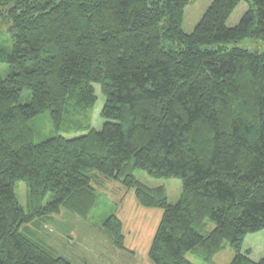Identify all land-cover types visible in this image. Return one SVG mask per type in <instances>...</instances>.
I'll return each mask as SVG.
<instances>
[{"label": "trees", "instance_id": "obj_1", "mask_svg": "<svg viewBox=\"0 0 264 264\" xmlns=\"http://www.w3.org/2000/svg\"><path fill=\"white\" fill-rule=\"evenodd\" d=\"M190 3L0 0L11 39L0 38V264H72L24 229L62 210L93 220L100 177L163 211L152 264H192L188 255L209 263L226 244L231 264H264L243 250L264 231V52L226 49L264 41V0H215L191 34L183 28ZM241 4L247 11L230 27ZM96 85L105 97L101 131L89 116ZM44 116L55 136L37 143ZM73 133L84 135L65 136ZM136 171L180 180L179 201L170 204L164 187L144 185ZM101 222L127 251L121 221Z\"/></svg>", "mask_w": 264, "mask_h": 264}, {"label": "rangeland", "instance_id": "obj_2", "mask_svg": "<svg viewBox=\"0 0 264 264\" xmlns=\"http://www.w3.org/2000/svg\"><path fill=\"white\" fill-rule=\"evenodd\" d=\"M214 1L191 0L183 25L186 33H193ZM246 11V4H241L228 25L230 27L237 25ZM2 12L3 10H0V14ZM6 33V23L0 18V38L3 39L4 46L8 45L9 37L7 38ZM1 34L4 36L1 37ZM9 41L11 43L10 38ZM235 47L263 53L264 41L246 39L226 49ZM6 69V66H0L1 73L4 74ZM95 88L98 101L89 116L92 118V128L101 131L105 124L101 117L105 97L101 93L100 86L96 85ZM37 129L39 131L35 138L37 143L55 136L51 134L52 126L48 116H44L41 121L39 119ZM77 135L84 134L73 133L65 136L74 138ZM135 177L150 188L164 187L168 201L172 205H175L181 197L183 186L180 180L154 179L144 171H136ZM93 187L100 196V206L93 215L94 221L91 218L87 221L83 220L67 210H62L59 215L46 220H36L25 226L24 232L35 241L53 250L58 256L68 259L72 264H152L148 253L161 222L163 211L142 207L136 200L134 190H128L120 183L108 181L103 177H100ZM15 191L19 203L26 209V183L17 182ZM111 217H117L122 223L121 232L128 252L117 249L109 235L102 230L101 221ZM95 222H98V225ZM203 228L206 231H212L214 224L206 220ZM243 250L250 251L251 259L255 262L264 259V231L249 235L244 242ZM234 257L235 253L231 246L226 244L225 248L209 263L201 262L192 255H188L187 259L192 264H231Z\"/></svg>", "mask_w": 264, "mask_h": 264}]
</instances>
